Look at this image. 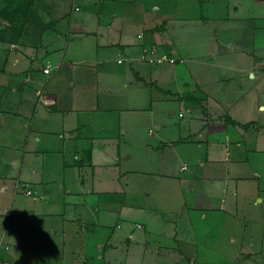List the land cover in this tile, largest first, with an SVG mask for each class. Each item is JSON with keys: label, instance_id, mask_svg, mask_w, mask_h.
Instances as JSON below:
<instances>
[{"label": "crops", "instance_id": "crops-1", "mask_svg": "<svg viewBox=\"0 0 264 264\" xmlns=\"http://www.w3.org/2000/svg\"><path fill=\"white\" fill-rule=\"evenodd\" d=\"M203 1L200 0V3ZM124 3V0H16L13 14L5 16L1 11L6 1L0 0V143L5 141L6 134L10 132L9 129L1 131L3 126L13 127L18 121L21 126L29 129V121L34 122L39 110L46 119L64 112L65 107L61 108L58 105L57 79L59 78H65L67 85L71 81V87L77 84L80 87L90 84L93 94L97 97L101 93L108 95L113 91L110 83H103L106 78L104 76L121 78L125 81L121 83L123 86L133 84V87L137 85L144 87L148 97L141 104L132 102V105L122 109H119L117 105H108L103 108L106 113L114 112L113 114L118 118L119 114L127 111L153 112L158 103L157 100H163V96L173 93L183 102L184 108L178 111V117L183 121L173 120L166 114V110H162L163 113L160 111L157 115L161 120L156 126L160 136L154 148L176 146L183 141L197 144L195 147L201 152L196 156L194 165L189 167L187 162L181 163L177 175L180 182L188 183L191 187L192 200L181 199L177 206L171 209L161 205L148 206L136 201L127 204L123 200L124 192H121L108 204L97 206V210L101 211L97 221L92 218L82 221L83 217L74 213L67 221L76 220L81 223L79 230H76L77 234H80V228L84 227L86 230H91V233L99 226H101L99 229L105 228L106 235L99 237L93 243L95 250L92 252L103 262H105L101 258L102 249L105 247L103 240L111 238L110 242L112 245L115 244L122 235L116 231V228L124 227L119 221H116L113 228L109 227L112 218H115L114 220L122 218L127 222L128 230L124 235H126L128 250L122 264H185L186 262L192 264L197 257L198 247L206 246V243L202 241L206 229L198 227V224L207 219L210 214L217 215L221 222L217 223L214 231L207 229L205 233L212 231V234L216 236L229 233L227 236L234 241L242 238L245 240V246L253 244L255 240L251 237V227L257 228V224H264V138L258 137L259 133L255 136L258 142L254 152L256 157L251 160L249 156H245L248 148L246 141L253 137L251 126L257 125L256 129L264 130V89L262 87L264 53L242 68L243 71L253 72L251 73L254 78L252 81L256 85V90L245 86L246 77H243L235 88L227 90L231 76H226L224 81L219 82L220 86L211 90L209 77L179 79L177 76V83L181 84V90L173 92L171 88L165 86V81L159 78L166 73H159L167 64L175 67L186 60L190 61L191 56L182 53L178 44L171 41L167 36L168 33L164 32L163 26H157V24L162 25V22H158L160 19L128 37L121 26H136V20L135 17L133 19L130 16L134 12L133 8L130 10L123 7ZM144 21L142 22L145 23ZM13 26L17 28L13 30ZM89 47L92 48L91 52H87ZM145 49H154L155 54H167V56L175 57L176 60L149 62L142 58ZM246 51L254 56L253 50ZM137 61L140 63L139 68H136L134 64ZM47 64H50L49 73L43 70ZM76 67L84 73L93 70L94 76L86 77V74H82L84 77L80 78L83 81L78 83L73 79ZM103 70L108 72L101 77ZM89 78H92L90 82ZM63 83L66 84V81ZM151 90H154L159 97L152 98ZM226 91H231V95L240 93L241 96L233 99L223 97L224 94H229L225 93ZM41 97L48 102L39 101ZM261 104L263 108L260 110ZM65 113L66 111L63 119ZM258 121L263 123L258 125ZM82 124L88 127L77 123L68 128L69 131L66 129L62 136H58L63 137V148L60 150L63 154V164H72L79 170L77 184L80 190L83 188L81 186L85 187V175L91 172L94 176V159L97 156L98 145L102 141L100 138L107 134L106 128L99 124L91 125L88 121ZM34 125L37 128V123ZM171 126L184 135L177 138L162 134ZM158 131H156L157 134ZM154 133L152 130L153 136H155ZM7 158V155L0 154V164H6ZM245 161L252 163L251 173L246 171L247 167L243 165ZM10 176L12 174L9 175L7 171L4 170L2 173L0 171V224L2 218L6 223L8 219H16L17 209L27 214L30 211L35 212L36 207H40L43 215L56 213L48 207L49 202L45 200L47 193L42 191L41 186L35 185L34 190L31 187L26 188L21 181V173L18 172L14 179L15 193L11 200V208L14 211L11 215L12 210L8 209V201L2 200L1 197V194L8 189L7 181ZM29 188L32 190L30 194L26 193ZM21 190L27 196H35L38 191H41L42 194H39L41 202L33 200L35 197L19 202L24 200H19L18 193ZM90 192L95 191L90 190ZM70 199L72 198H69V205L72 203ZM17 200L19 203L16 202ZM64 202L66 201L63 198L57 197L53 204L62 205ZM107 206L117 214L110 215L111 211L105 210L102 215V208L107 209ZM189 208L194 212L193 215ZM178 210H180L179 213H177ZM174 211H176V217H174ZM64 221L66 220L63 217L59 226H63ZM231 221L234 222L232 226ZM225 222L228 226H225ZM22 226L16 225L17 228ZM52 226V224L49 225V229ZM46 227L47 225L44 229ZM248 227H250L249 230ZM52 233L57 234V230L53 228ZM67 236H69L68 231L64 233V237ZM95 236L96 234L91 235V237ZM216 236L211 238L213 242ZM6 241L20 240L19 236L18 240L15 236L8 237L6 230L0 229V264H12V261H15V264H21L26 254L17 252L10 254L11 248ZM23 246L28 247L29 243H24ZM106 252L109 251L106 249ZM252 252L256 258H264L262 250H252ZM49 253L50 250H48ZM52 260L50 255H45L44 264H53ZM85 260L79 264H83ZM254 262L259 264L256 259Z\"/></svg>", "mask_w": 264, "mask_h": 264}, {"label": "rangeland", "instance_id": "rangeland-1", "mask_svg": "<svg viewBox=\"0 0 264 264\" xmlns=\"http://www.w3.org/2000/svg\"><path fill=\"white\" fill-rule=\"evenodd\" d=\"M124 2L123 7L130 10L133 8L134 12L130 16L133 19L135 17L136 20V26H121L128 37L160 19L158 22H162V25L157 24V26H163L164 32L168 33L167 36L171 41L178 44L182 53L191 56L190 61L186 60L181 65L177 64L173 67V65L167 64L159 73H166L159 78L165 81V86L171 88L173 92L181 90V84L177 83V76L179 79L181 77H209L211 90L220 86L219 82L224 81L226 76H231L230 86L227 90L235 88L239 81L246 77L245 86L256 90V85L252 81L254 78L251 73L253 72L243 71L242 68L264 53V1L204 0L200 3V0H124ZM144 11H148L149 15ZM143 20L145 23L142 22ZM128 22L131 23L130 20ZM12 28L15 30L17 26ZM229 43L232 45H228ZM247 49L253 50L254 56L248 54ZM91 51L92 48L89 47L87 52ZM134 64L136 68H139V61ZM75 69L73 79L78 83L83 81L80 78L82 74H86V77L87 75L94 76L93 70L84 73L78 67ZM102 72L101 77L108 71L103 70ZM113 74L115 73L113 72ZM104 77L106 78L103 83H110L113 91L108 95L101 93L98 97L93 94L91 85L86 83L87 78L84 80L87 86L84 87H80L79 84L71 87V81L67 85L65 78L57 79L58 105L61 108L65 107L64 119V112L46 119L39 110L34 122L29 121L30 130L21 126L18 121L14 123L13 127L3 126L4 128H1V131L9 129L10 132L6 134L5 141L0 143V154L8 156L7 163L0 164V171L2 173L5 170L9 175L12 174L7 181V191L1 194L2 200L8 201V209L12 210L11 200L15 193L14 179L20 172L21 181L24 182L26 188L31 187L34 190L35 185L41 186L42 191L47 193L45 200L49 202L48 207L56 212L43 215L41 208L36 207L35 212L30 211L24 214V211L17 209L16 219H8L6 223L2 218L1 231L6 230L8 237L15 236L17 240L19 236L20 241H6V243L11 248L10 254L12 252L26 254L23 256L21 264H44L45 255H50L54 261L53 264H79L85 259L83 264H122L121 262L127 257L128 250L125 241L126 235H124L128 230L126 221L122 218L110 220L109 227L113 228L116 221H119L120 225L124 227L116 228V231L122 235L115 244L112 245L111 238L103 240V246H105L101 256L102 260H105L103 262L96 258L92 252L95 250L93 243L99 237L106 235L105 228L102 230L99 229L101 227L99 226L96 231L91 233V230H86L84 227L80 228V234H77L76 230H79L81 223L76 220L67 221L71 218L70 215L72 213L80 215L83 217L82 221L91 220V218L97 221L101 213L100 210H97V206L108 204L113 201L115 195H119L121 192H124L123 200L127 204L136 201L148 206L161 205V207L171 209H174L181 199L192 200L191 187L188 183L180 182L177 175L181 163L187 162L189 167L194 165L196 156L201 152L196 149L197 144L193 143V145L183 141L176 146L154 148L160 136L156 126L161 119L157 114L166 110L167 113H165L173 120L182 122L183 119L178 117V111L184 108L183 102L178 100L173 93H169L166 94L169 97L163 96V100H157L156 111H127L119 114L118 118L114 112L106 113L103 108L108 105H117L119 109H122L132 105V102L141 104L148 97L147 90H144L142 86L138 87V85L133 87V84L123 86L121 83L125 81L119 77ZM91 80L92 78L88 79L89 82ZM64 81L66 84L63 83ZM262 87L264 89V84ZM151 92L152 98L159 97L154 90ZM225 93L229 94H224L223 97L230 99L241 96L240 93L231 95V91ZM42 98L38 100L42 102L46 100ZM262 108L261 104L259 109ZM87 121L91 125L99 124V126L105 127L107 134L105 137H101V143L97 144L94 176L88 172L84 177L86 178L85 187L81 186L83 188L80 190L77 184L79 170L72 164H63V154L60 152L63 148V137L58 136H62L66 129H70L77 123L88 127V125L82 124ZM258 122V125L264 122V114L263 122ZM36 123L37 128L34 125ZM150 128L152 129L149 130ZM251 128L253 137H250L246 141L247 143L245 142L248 147L245 157L249 156L251 160H254L256 157L255 147L258 144L255 136L259 133L258 137L263 139L264 130L256 129L257 125L251 126ZM152 130H154L155 136L152 135ZM166 130L162 134L170 137L179 138L180 135H184L172 126ZM156 131L159 133L157 134ZM64 141L69 142L68 140ZM243 165H246L248 173L252 172V163L245 161ZM85 170L84 167V172ZM90 190L95 192H90ZM39 194H42L41 191H38L35 196H27L21 190L18 193L19 200H24L19 202L35 197L33 200H37L39 203L41 202ZM57 197L58 199L63 198L66 202L62 205L53 204ZM70 197L72 203L69 205ZM16 202L19 203L18 200ZM106 208H102V215L105 210L111 211L110 215L117 214L112 212L113 209L111 210L108 206ZM13 211L10 213L11 215ZM174 212V217H176V211ZM190 213L194 214L191 209ZM63 217L66 221L63 226H59ZM218 222L221 221L218 220L217 215L210 214L207 219L198 224V227L214 231ZM233 223L231 221V226ZM19 224L23 225L22 228L16 227ZM51 224L53 226L49 229L48 226ZM46 225L47 227L44 229ZM225 226H228L227 222H225ZM53 228L57 230L55 235L52 233ZM67 231L69 236L65 238L64 233ZM205 231L202 241L206 243L207 247H198L197 257L194 258L192 264H257L254 262L255 259L259 264H264V258H256L252 252L257 249L264 252V224H257V228L251 227V237L256 243L253 241V244L247 246L244 245L245 240L237 238L234 241L233 238L227 236L229 233L224 236H216L212 234V231L207 233ZM92 234H96V236L91 237ZM215 236L217 238L213 242L211 238ZM24 243H29V246H23ZM106 249L109 251L108 253ZM48 250H50L49 254ZM12 264H15V261H12Z\"/></svg>", "mask_w": 264, "mask_h": 264}, {"label": "built area", "instance_id": "built-area-1", "mask_svg": "<svg viewBox=\"0 0 264 264\" xmlns=\"http://www.w3.org/2000/svg\"><path fill=\"white\" fill-rule=\"evenodd\" d=\"M142 58H144L145 60L149 61V62H162L163 60H170V61H175L176 58L173 56H167V54H161V55H157L154 52V49H145V51L142 54ZM44 72L49 73L50 72V64H47L44 68H43ZM185 167V166H184ZM26 193L30 194L32 193L31 189H27Z\"/></svg>", "mask_w": 264, "mask_h": 264}, {"label": "trees", "instance_id": "trees-1", "mask_svg": "<svg viewBox=\"0 0 264 264\" xmlns=\"http://www.w3.org/2000/svg\"><path fill=\"white\" fill-rule=\"evenodd\" d=\"M6 4L4 6V8L2 9V14L5 16H10V14H13V6L14 3L16 2V0H5ZM14 17V15H13Z\"/></svg>", "mask_w": 264, "mask_h": 264}]
</instances>
